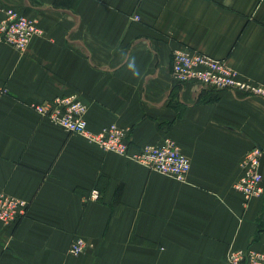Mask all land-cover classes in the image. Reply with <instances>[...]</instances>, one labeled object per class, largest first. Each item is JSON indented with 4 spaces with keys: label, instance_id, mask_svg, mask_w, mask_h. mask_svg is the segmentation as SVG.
<instances>
[{
    "label": "crops",
    "instance_id": "crops-1",
    "mask_svg": "<svg viewBox=\"0 0 264 264\" xmlns=\"http://www.w3.org/2000/svg\"><path fill=\"white\" fill-rule=\"evenodd\" d=\"M4 6L37 20L41 34L24 53L0 44V195L29 205L17 225L0 221V264H224L236 249L264 253V195L245 203L235 189L255 146L264 181V96L171 76L173 52L191 49L264 87V0ZM71 94L87 106L90 131L117 125L131 152L175 141L191 162L186 181L107 152L34 108ZM78 238L86 249L73 256Z\"/></svg>",
    "mask_w": 264,
    "mask_h": 264
},
{
    "label": "built area",
    "instance_id": "built-area-1",
    "mask_svg": "<svg viewBox=\"0 0 264 264\" xmlns=\"http://www.w3.org/2000/svg\"><path fill=\"white\" fill-rule=\"evenodd\" d=\"M0 44H7L24 53L31 40L41 34L37 20L10 7L0 9ZM134 20H139L137 15ZM171 76L175 83H197L201 88L216 91H234L248 96H264V87L242 78L226 59H218L197 50L177 49L172 55ZM50 122L65 130L84 136L98 144L103 150L113 152L134 160L152 171L168 175L178 181H186L191 170L189 158L172 139L159 144L146 145L131 152L129 135L115 124L99 132L88 128L87 106L77 94L56 97L34 107ZM263 149L253 147L240 163L241 175L235 183V189L244 197L245 203L264 195V181L261 174ZM98 199L100 193L92 192ZM28 203L10 195H0V221L13 227L28 211ZM7 244L0 242V256ZM86 243L78 238L73 241L69 252L80 256L85 252ZM224 264H264V253L251 247L236 249L229 253Z\"/></svg>",
    "mask_w": 264,
    "mask_h": 264
}]
</instances>
